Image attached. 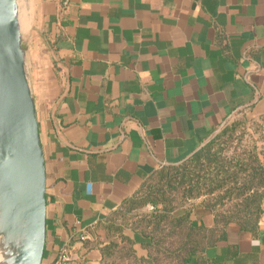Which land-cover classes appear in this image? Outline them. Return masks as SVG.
I'll list each match as a JSON object with an SVG mask.
<instances>
[{"label": "crops", "instance_id": "0c3cea01", "mask_svg": "<svg viewBox=\"0 0 264 264\" xmlns=\"http://www.w3.org/2000/svg\"><path fill=\"white\" fill-rule=\"evenodd\" d=\"M31 15L26 0L22 29ZM36 23L41 43L28 57L46 173L41 264L63 249L65 264H101L105 242L92 231L151 174L189 158L234 115H264V0H70L63 10L39 0ZM202 201L173 215L190 210L194 227L211 230ZM202 257L264 264V207L255 228L230 224Z\"/></svg>", "mask_w": 264, "mask_h": 264}, {"label": "trees", "instance_id": "16d2710c", "mask_svg": "<svg viewBox=\"0 0 264 264\" xmlns=\"http://www.w3.org/2000/svg\"><path fill=\"white\" fill-rule=\"evenodd\" d=\"M236 130V124L223 129L183 162L155 171L121 210L98 224L92 235L97 245L105 242L101 264H205L204 249L223 239L230 224L255 228L264 207V151L256 144L238 151ZM201 198L213 214L211 230L194 227L190 210L173 215ZM148 204L154 210L129 217ZM127 228L133 239L124 236Z\"/></svg>", "mask_w": 264, "mask_h": 264}, {"label": "water", "instance_id": "95a60500", "mask_svg": "<svg viewBox=\"0 0 264 264\" xmlns=\"http://www.w3.org/2000/svg\"><path fill=\"white\" fill-rule=\"evenodd\" d=\"M19 0H0V264H41L46 173Z\"/></svg>", "mask_w": 264, "mask_h": 264}, {"label": "rangeland", "instance_id": "374dc122", "mask_svg": "<svg viewBox=\"0 0 264 264\" xmlns=\"http://www.w3.org/2000/svg\"><path fill=\"white\" fill-rule=\"evenodd\" d=\"M25 1L26 0H19L22 9H23V3ZM28 2L32 10L31 23L28 29H23V38L25 40L27 48L31 47L33 50H35L38 47L39 43H41L40 37L38 36V32L40 31V29L37 27V23H36V15H37V11L39 10V0H28ZM32 60L33 59H31V61ZM30 64H31L30 67H31V80H32L33 66L31 62ZM32 86H33V83H32ZM233 124H236V129H237L234 135L236 136L237 139L234 141L233 147H236L237 150L240 151L244 147H251L254 144H256L259 150L264 151V115L255 116V115H250V114L248 115L244 112L238 113L234 115L232 118H230V120H228L222 126V128L218 132H216L212 137L217 135L223 129L231 127ZM201 199L203 200V198ZM149 206H152V205L148 204L144 206L143 208L132 212L129 215V217L137 218L135 216H137L138 214L141 215V214H147L148 212H151L149 210ZM130 218L128 219L131 220Z\"/></svg>", "mask_w": 264, "mask_h": 264}, {"label": "built area", "instance_id": "2783aa9c", "mask_svg": "<svg viewBox=\"0 0 264 264\" xmlns=\"http://www.w3.org/2000/svg\"><path fill=\"white\" fill-rule=\"evenodd\" d=\"M51 1L56 3L59 6L60 10L65 9L70 3V0H51ZM149 210L150 211L154 210V207L149 206ZM80 238L81 240L85 239L84 236H81ZM67 261H68L67 251L63 249L59 252L58 256L54 260H52V262H50V264H65V262Z\"/></svg>", "mask_w": 264, "mask_h": 264}, {"label": "bare ground", "instance_id": "6f19581e", "mask_svg": "<svg viewBox=\"0 0 264 264\" xmlns=\"http://www.w3.org/2000/svg\"><path fill=\"white\" fill-rule=\"evenodd\" d=\"M24 20H25V18H24Z\"/></svg>", "mask_w": 264, "mask_h": 264}]
</instances>
